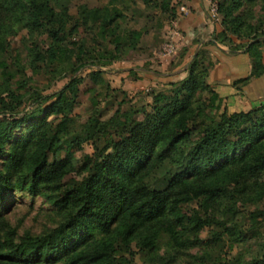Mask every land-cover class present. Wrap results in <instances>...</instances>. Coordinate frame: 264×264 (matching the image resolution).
Listing matches in <instances>:
<instances>
[{
	"label": "trees",
	"instance_id": "trees-1",
	"mask_svg": "<svg viewBox=\"0 0 264 264\" xmlns=\"http://www.w3.org/2000/svg\"><path fill=\"white\" fill-rule=\"evenodd\" d=\"M186 1L0 0V204L11 193L38 196L56 220L19 232L0 208V264H136L137 253L147 264H264V94L230 112L208 80L218 43L247 58L237 90L264 76V0H218L207 41L180 27L185 44L169 73L150 74L159 87L146 106L126 101L100 69L122 63L144 77L124 52L154 21L179 23ZM87 66L97 68L88 73L92 111L79 121L75 73ZM86 143L92 151L78 156ZM166 163L173 172L156 184Z\"/></svg>",
	"mask_w": 264,
	"mask_h": 264
},
{
	"label": "rangeland",
	"instance_id": "rangeland-1",
	"mask_svg": "<svg viewBox=\"0 0 264 264\" xmlns=\"http://www.w3.org/2000/svg\"><path fill=\"white\" fill-rule=\"evenodd\" d=\"M94 3H99L100 0H91ZM218 1V0H217ZM183 5L180 4L177 6V10L179 7ZM257 12H263L260 10L259 5L255 6ZM94 17L91 19L93 20ZM139 23V22H138ZM136 23L135 26L140 27L142 23ZM172 30L171 22L168 21L163 25V27L158 28L156 22L154 21L152 27L149 32L142 39V43L139 44V48L137 47L133 51H125L122 60L126 61L132 60V65H135L136 68H144L145 71L141 72L137 70L139 73L137 76L145 75L144 77L140 76L135 79L134 75L128 73L127 66L122 65V63L117 64L116 67H102L100 68L103 71V78L108 80V82L113 87H118L125 91L126 95L123 96L124 99L132 104L137 106L147 105L149 101L148 92L153 88L159 87V84L154 83L153 79L150 80V74L152 72H161V58L162 54V44L169 37L170 32ZM21 36H17L11 41L10 45L13 48V54L20 53L22 50ZM182 41L181 39L178 41L177 50L174 55L170 57H175L178 53L179 48L181 47ZM138 49V50H137ZM169 57V58H170ZM168 59V58H167ZM168 63V62H166ZM97 69L94 66L83 67L82 69L76 71V75H80L83 77L81 84L79 85L80 93H79V104L74 107L73 113L76 114V117L79 121H84L87 116L91 113V104L90 98L92 96V92L90 87L92 83L90 81L88 73L92 70ZM169 63L166 66L165 71H169ZM70 74L64 75L59 80H55L51 86H49L48 81L44 82V88L39 89L38 92L49 93L55 89L60 88L69 78ZM35 83H39L37 78H33ZM33 95V93L31 94ZM121 96V95H120ZM119 96V97H120ZM118 97V99H119ZM101 107L106 106L103 102L100 104ZM108 107L104 110L106 114L110 112L111 104L107 105ZM30 106L27 105L25 109H28ZM1 117V115H0ZM92 148L89 143L84 144L83 150L77 152V155H81L83 152H91ZM173 171L171 170L168 163H166L160 170V172L156 173L152 180H156V184H159L164 175H170ZM76 180V176L70 174L67 175L64 179L65 185L68 186L72 184ZM241 210H246L251 206L246 205L244 202L239 203ZM0 208L2 210V214L8 223L16 227L19 232L24 230H30L31 232H39L40 230L51 226L55 223V217L52 215V211L50 205L44 202L43 198L38 196H31L25 194L23 192L11 193L8 195L0 204ZM199 236L201 238H206L208 233V228L206 226L199 225ZM254 243L251 245V250H255ZM197 248H194L192 252H195ZM238 248H233L232 254L235 255ZM208 257L204 256L202 261L198 264H207ZM134 261L136 264H147L142 257L141 253L135 254Z\"/></svg>",
	"mask_w": 264,
	"mask_h": 264
},
{
	"label": "crops",
	"instance_id": "crops-1",
	"mask_svg": "<svg viewBox=\"0 0 264 264\" xmlns=\"http://www.w3.org/2000/svg\"><path fill=\"white\" fill-rule=\"evenodd\" d=\"M186 1V0H184ZM187 2V1H186ZM189 6L187 13L181 16L179 28L184 30L192 29L195 32L194 35L202 37V42L210 39L209 32L211 30V23H208L207 3L206 0H190L187 2ZM191 11V12H190ZM208 28V29H207ZM183 37V36H182ZM182 45L185 44L184 38H182ZM221 50L217 55L218 60L211 70L208 76L209 82L213 84L215 91L223 99V103L230 112L233 111H247L253 106L259 105L260 98L264 94V76L259 79H253L248 85L245 86L244 91L237 90L232 85V80L236 77L245 75L249 70V63L244 54L238 52L235 55H228V46L225 44H216ZM213 46H209L212 49ZM264 48V45H263ZM174 57L168 59H161V73H169L166 70V66ZM168 62V63H166ZM136 70L143 71L144 68H136ZM156 72H152L154 74ZM173 73H180L182 76V69H177ZM155 83V80H151Z\"/></svg>",
	"mask_w": 264,
	"mask_h": 264
},
{
	"label": "built area",
	"instance_id": "built-area-1",
	"mask_svg": "<svg viewBox=\"0 0 264 264\" xmlns=\"http://www.w3.org/2000/svg\"><path fill=\"white\" fill-rule=\"evenodd\" d=\"M207 3V13L211 22L216 23L218 21V1L217 0H206ZM178 12L182 15L187 13V8L184 5H181L178 9ZM178 20H171L172 30L169 37L162 44V54L161 58L167 59L170 56L174 55L177 50L178 41L182 38V33L177 24Z\"/></svg>",
	"mask_w": 264,
	"mask_h": 264
}]
</instances>
